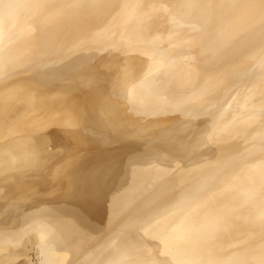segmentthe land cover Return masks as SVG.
Listing matches in <instances>:
<instances>
[{
	"label": "bare ground",
	"instance_id": "bare-ground-1",
	"mask_svg": "<svg viewBox=\"0 0 264 264\" xmlns=\"http://www.w3.org/2000/svg\"><path fill=\"white\" fill-rule=\"evenodd\" d=\"M38 253L264 264V0H0V264Z\"/></svg>",
	"mask_w": 264,
	"mask_h": 264
},
{
	"label": "rangeland",
	"instance_id": "rangeland-1",
	"mask_svg": "<svg viewBox=\"0 0 264 264\" xmlns=\"http://www.w3.org/2000/svg\"><path fill=\"white\" fill-rule=\"evenodd\" d=\"M119 130H120V129H119ZM165 130H166V129H165ZM165 130H163V131L165 132ZM120 131H122V130H120ZM159 132H160V131H159ZM39 257H40V256H39V253H38L36 256L33 257V259H34V260H33V262H34L33 264H36V263H37Z\"/></svg>",
	"mask_w": 264,
	"mask_h": 264
}]
</instances>
